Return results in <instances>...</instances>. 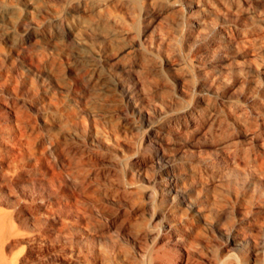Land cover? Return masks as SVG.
<instances>
[{"label": "rangeland", "instance_id": "obj_1", "mask_svg": "<svg viewBox=\"0 0 264 264\" xmlns=\"http://www.w3.org/2000/svg\"><path fill=\"white\" fill-rule=\"evenodd\" d=\"M0 264H264V0H0Z\"/></svg>", "mask_w": 264, "mask_h": 264}, {"label": "bare ground", "instance_id": "obj_2", "mask_svg": "<svg viewBox=\"0 0 264 264\" xmlns=\"http://www.w3.org/2000/svg\"><path fill=\"white\" fill-rule=\"evenodd\" d=\"M90 52V54L92 55V57L94 58V59H97V52L95 51V50H90L89 51ZM88 52V53H89ZM89 56V55H88ZM117 82V81H116ZM113 84V83H112ZM115 85H118L119 87H121L122 89H124L126 92H127V94H128V96H129V98H130V100L131 99H134V97L132 96V94H131V91L129 90L130 88H129V83L126 81V80H123V79H121L119 82H117V83H115ZM131 101H133V100H131ZM205 227H209V224L207 223L206 225H204Z\"/></svg>", "mask_w": 264, "mask_h": 264}]
</instances>
